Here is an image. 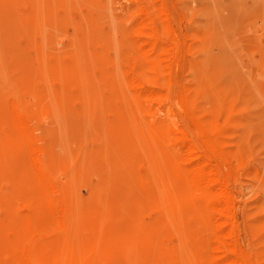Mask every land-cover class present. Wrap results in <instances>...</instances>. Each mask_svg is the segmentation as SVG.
<instances>
[{"label": "rangeland", "instance_id": "1", "mask_svg": "<svg viewBox=\"0 0 264 264\" xmlns=\"http://www.w3.org/2000/svg\"><path fill=\"white\" fill-rule=\"evenodd\" d=\"M0 264H264V0H0Z\"/></svg>", "mask_w": 264, "mask_h": 264}, {"label": "bare ground", "instance_id": "2", "mask_svg": "<svg viewBox=\"0 0 264 264\" xmlns=\"http://www.w3.org/2000/svg\"><path fill=\"white\" fill-rule=\"evenodd\" d=\"M195 143V142H194ZM212 223V222H211ZM214 232V231H213ZM213 258V257H212Z\"/></svg>", "mask_w": 264, "mask_h": 264}]
</instances>
